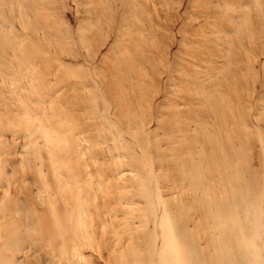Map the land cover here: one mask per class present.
Returning a JSON list of instances; mask_svg holds the SVG:
<instances>
[{"label": "rangeland", "instance_id": "374dc122", "mask_svg": "<svg viewBox=\"0 0 264 264\" xmlns=\"http://www.w3.org/2000/svg\"><path fill=\"white\" fill-rule=\"evenodd\" d=\"M0 264H264V0H0Z\"/></svg>", "mask_w": 264, "mask_h": 264}]
</instances>
